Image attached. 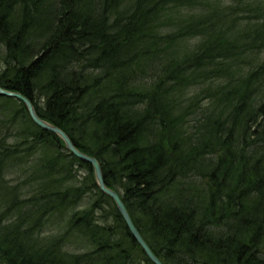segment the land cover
Listing matches in <instances>:
<instances>
[{
    "label": "trees",
    "instance_id": "16d2710c",
    "mask_svg": "<svg viewBox=\"0 0 264 264\" xmlns=\"http://www.w3.org/2000/svg\"><path fill=\"white\" fill-rule=\"evenodd\" d=\"M0 86L163 264H264V0H0ZM0 264H153L4 97Z\"/></svg>",
    "mask_w": 264,
    "mask_h": 264
},
{
    "label": "water",
    "instance_id": "95a60500",
    "mask_svg": "<svg viewBox=\"0 0 264 264\" xmlns=\"http://www.w3.org/2000/svg\"><path fill=\"white\" fill-rule=\"evenodd\" d=\"M0 96L13 98V99H16V100L22 102L26 106V108L28 109V112H29L31 119L34 121V123L39 128H41L47 132L53 133L56 136H58L59 138H61L65 142L66 148L76 158H78L79 160H81L85 163H88L92 166L98 187L100 188V190L104 194L109 196L115 202V205H116L119 213L121 214L123 220L125 221V224H126L128 230L130 231L132 237L134 238V240L139 244V246L142 248V250L144 251V253L148 257V259L153 264H163L162 261L153 253V251L151 250V248L149 247L147 242L144 240V238L142 237V235L140 234V232L138 231V229L134 225L133 220H132L125 204L123 203L122 199L120 198L119 194L116 191L111 190L110 188H108L106 186L103 171H102V168H101L98 160L92 156H89V155L79 151L75 147V145L73 144L72 140L68 137V135L65 134L60 128L48 123L47 121L42 120L37 115L36 110H35L33 104L31 103V101L28 98H26L25 96H23L22 94L13 93V92L7 91V90L3 89L2 87H0Z\"/></svg>",
    "mask_w": 264,
    "mask_h": 264
},
{
    "label": "rangeland",
    "instance_id": "374dc122",
    "mask_svg": "<svg viewBox=\"0 0 264 264\" xmlns=\"http://www.w3.org/2000/svg\"><path fill=\"white\" fill-rule=\"evenodd\" d=\"M198 87H199V85H193V87H190L189 91H188V94L191 95L194 92H198ZM209 104H210V102L208 100H206V99H204L203 102H202V106H207Z\"/></svg>",
    "mask_w": 264,
    "mask_h": 264
}]
</instances>
